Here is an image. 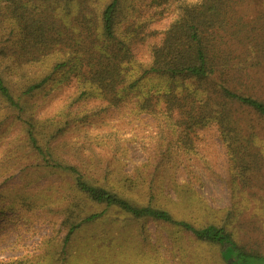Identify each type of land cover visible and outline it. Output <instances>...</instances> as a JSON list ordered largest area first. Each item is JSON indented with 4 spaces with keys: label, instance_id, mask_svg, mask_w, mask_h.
<instances>
[{
    "label": "rangeland",
    "instance_id": "1",
    "mask_svg": "<svg viewBox=\"0 0 264 264\" xmlns=\"http://www.w3.org/2000/svg\"><path fill=\"white\" fill-rule=\"evenodd\" d=\"M94 1L104 7L111 0ZM133 4L140 22L150 21L144 32L139 30L132 51L149 63L152 48L162 43L178 10L160 0ZM238 12L246 24L256 22L264 16V0H249ZM248 81L264 98V70L252 72ZM78 96L75 85H49L29 101L36 118L48 126L39 130L42 144L56 128H63L50 140L49 160L75 166L89 181L140 205L169 210L177 220L224 227L245 251L264 255V177L257 174L240 202L215 123L184 131L163 116L143 113L135 93L120 106ZM27 116L9 111L0 99V264H62L61 244L68 231L63 222L73 176L46 167L31 149L23 121ZM83 208L86 215L104 212V206ZM104 228L113 238L112 246L101 242L86 251L93 236L106 237ZM73 244L68 264H260L230 254L228 261L219 243L200 241L193 232L162 220L128 217L117 208L89 224Z\"/></svg>",
    "mask_w": 264,
    "mask_h": 264
},
{
    "label": "trees",
    "instance_id": "2",
    "mask_svg": "<svg viewBox=\"0 0 264 264\" xmlns=\"http://www.w3.org/2000/svg\"><path fill=\"white\" fill-rule=\"evenodd\" d=\"M160 1L176 6L178 16L162 43L152 48L151 61L144 63L132 44L150 20L140 22L133 0H111L104 7L94 0H0V99L9 111L28 113L23 121L29 146L45 166L73 176L62 264L71 261L75 236L111 208L134 219L162 220L193 232L200 241L219 243L228 261L235 255L264 264V255L245 251L224 227L177 220L169 210L140 205L89 181L75 166L49 160L50 140L62 127L40 142L39 130L48 126L36 118L29 101L47 86L75 85L79 99L100 98L110 106H120L135 93L143 113L163 116L184 131L213 123L219 127L240 202L257 174L264 177V98L248 81L252 72L264 70V16L251 24L237 16L249 0ZM84 204L104 206V212L86 215ZM108 234L104 228L106 237L93 236L86 251L101 242L111 247Z\"/></svg>",
    "mask_w": 264,
    "mask_h": 264
}]
</instances>
